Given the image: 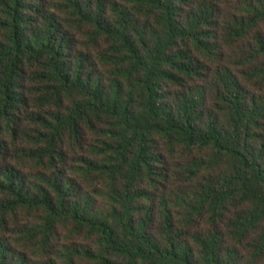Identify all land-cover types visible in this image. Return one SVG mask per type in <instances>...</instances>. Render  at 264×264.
<instances>
[{
	"label": "trees",
	"instance_id": "obj_1",
	"mask_svg": "<svg viewBox=\"0 0 264 264\" xmlns=\"http://www.w3.org/2000/svg\"><path fill=\"white\" fill-rule=\"evenodd\" d=\"M0 264H264V0H0Z\"/></svg>",
	"mask_w": 264,
	"mask_h": 264
}]
</instances>
